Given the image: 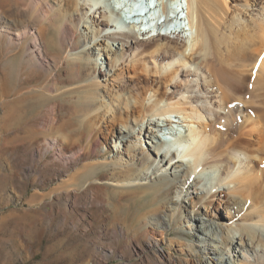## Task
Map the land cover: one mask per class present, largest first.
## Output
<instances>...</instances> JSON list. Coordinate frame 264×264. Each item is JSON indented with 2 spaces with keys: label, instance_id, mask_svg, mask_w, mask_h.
Segmentation results:
<instances>
[{
  "label": "bare ground",
  "instance_id": "obj_1",
  "mask_svg": "<svg viewBox=\"0 0 264 264\" xmlns=\"http://www.w3.org/2000/svg\"><path fill=\"white\" fill-rule=\"evenodd\" d=\"M146 1L32 3L35 23L70 36L66 61L86 64L83 118L69 133L58 120L52 129L53 147L63 146L57 157L82 163L63 186L75 180L93 195H128L127 207L139 199L148 211L135 222L145 225L158 261L157 237L195 230L189 256L201 253L203 264H264V0ZM115 10L146 14V28L125 24ZM6 13L28 10L9 4ZM44 28L19 31L16 40L32 37L45 53ZM54 48L60 58L61 45ZM159 133L180 134L184 148L165 150ZM70 143L78 152L67 157Z\"/></svg>",
  "mask_w": 264,
  "mask_h": 264
},
{
  "label": "rangeland",
  "instance_id": "obj_2",
  "mask_svg": "<svg viewBox=\"0 0 264 264\" xmlns=\"http://www.w3.org/2000/svg\"><path fill=\"white\" fill-rule=\"evenodd\" d=\"M33 1L0 0V264H203L201 253L189 256L195 230L157 237L164 249L158 261L147 244L145 225L135 222L148 211L139 199L127 207L128 195L121 199L104 191L93 195L75 180L63 186L62 181L75 176L82 163L57 157L63 146L53 147L52 129L58 120L69 133L70 124L83 118L86 64L66 61L70 36L59 26L47 30L35 23ZM9 4L20 12L28 10L27 15L10 17ZM8 18L10 33L2 22ZM41 27H45V53L37 51L32 37L16 40L19 31L33 33ZM56 44L62 47L60 58L53 51ZM67 148L72 152L67 157L78 152L72 143ZM190 203L185 204L189 211ZM213 205L218 209L217 202ZM181 248L186 249L183 255Z\"/></svg>",
  "mask_w": 264,
  "mask_h": 264
}]
</instances>
